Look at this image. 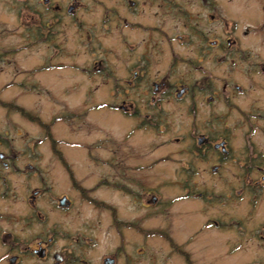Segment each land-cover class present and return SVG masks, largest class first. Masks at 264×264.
<instances>
[{
  "label": "rangeland",
  "instance_id": "374dc122",
  "mask_svg": "<svg viewBox=\"0 0 264 264\" xmlns=\"http://www.w3.org/2000/svg\"><path fill=\"white\" fill-rule=\"evenodd\" d=\"M10 1L0 0V99L12 107L0 102V152L25 171L3 169L0 219L40 210L86 264H264V73L253 71L264 0ZM188 14L204 39H191ZM215 37L225 48L200 50Z\"/></svg>",
  "mask_w": 264,
  "mask_h": 264
},
{
  "label": "flooded vegetation",
  "instance_id": "af4514ba",
  "mask_svg": "<svg viewBox=\"0 0 264 264\" xmlns=\"http://www.w3.org/2000/svg\"><path fill=\"white\" fill-rule=\"evenodd\" d=\"M11 1H12V3H14V2L16 4L18 3L17 0H11ZM11 1L9 3H11ZM23 1L24 2H27V1L31 2L32 0H23ZM50 1L51 0H43V2L45 4H49ZM129 1H130V4L134 7L137 5V2H138V0H129ZM201 1L203 2V0H201ZM8 4H6L7 9H13V7L16 6V4L13 6H12V4L11 5H8ZM76 5H79V4H76ZM55 7H56V9L60 8L59 5H56ZM209 7L210 6L207 5L206 8L208 9ZM75 8H76V6L69 5L68 11L73 12L75 10ZM9 11H11V10H9ZM15 16H16V14H15ZM27 17L33 19V15H29ZM187 17L189 18L190 23H191V24H189V28L191 30V36H190L191 39L192 38L196 39V37H198L199 39H204L205 35L203 33L194 34V32H196V31L194 29L195 28L194 24L191 22V19H192L191 15L188 14ZM205 19L207 21H209V19H211L213 21L217 20L218 22L220 21V19L216 18V15H214L213 13L209 14L208 17H205ZM151 28L153 30H155L158 28V26H156V27L152 26ZM141 29H142V31L145 30V28H141ZM137 30H139V29H137ZM246 33H247V31H245V34ZM88 36L90 37V35H88ZM195 42L193 41L191 43L195 44ZM209 42H210L209 44H205V43L201 42L200 50L206 48L207 45L210 47H214L218 50L225 48L224 43L222 41H219V39L217 37L211 39ZM228 43H229V45H231L230 44L231 42L229 40H228ZM235 43L236 42H234V44ZM127 46H128V44L126 43L124 45V47H125L124 54H127V55L133 54V51L129 50L130 47L129 46L127 47ZM220 47H222V48H220ZM202 51H204V50H202ZM138 53H140L138 61L141 60V56L144 57V59H145L144 46L142 49H140V47H138L137 54ZM203 57L204 56H202V58ZM9 61L12 62L11 59H8V62ZM250 64H251V66H253L252 63H250ZM110 68L111 67H109V70H110L109 73H112V75H115L114 70H112ZM253 69L254 68H252V70ZM253 71L255 72L254 77L257 76L258 74L260 75L262 72L264 73V65L257 63V65L255 66V69ZM138 74H139L138 70H135L133 73V75H135V76H137ZM116 80H120V77L116 76ZM128 81L130 82L131 80H128ZM254 82H256V84H258L256 80H254ZM156 87H157V85H156ZM190 89H191V86H187L186 88L181 89L182 91L180 90L178 95L182 96V95H184L185 92H187ZM118 93H120V95H122L121 91H118L117 93H115V96ZM0 102L3 103V106H7V104H8L7 102H5L1 99H0ZM7 107H9V106H7ZM13 107H17V106L15 105ZM9 108H12V107H9ZM115 108H117V109L120 108L123 113L127 112L124 108V105H122V106L118 105V106H115ZM127 115L130 116L132 114L128 113ZM146 115H149V114L147 113ZM149 117H150V115L148 116V118ZM152 123H154V122L152 121ZM157 124H159V123L157 122ZM151 128H156V127H151ZM198 142H200L202 144L207 143V144H205L206 146L211 144L214 148H216L218 150L221 149L223 154L224 153L227 154L230 152V150L228 149V145H227V142H228L227 139H222L221 142H212V141H210L209 137L202 135L198 138ZM252 156H255V155H252ZM11 157L9 155L4 154L3 152H0V185H1V180L5 184H8V181H9L6 174L2 175L3 169L4 170L13 169V173H17L19 170L25 171L24 169L19 168L18 165L16 164V161L14 159H12ZM53 159H54V161H57L60 164L61 163H67L63 153H61L59 151H57V153L53 155ZM253 160L256 161V158ZM33 161L34 160L29 161V163L27 165H25V169H27V168L28 169H34L37 165H35L33 163ZM39 161H41V160H39ZM217 167H219V165H215L214 168H217ZM52 173L55 177L58 176L57 172H55V169L52 171ZM46 178L47 177L45 175L41 176L42 183L46 182V180H47ZM69 179L73 181V183H74L75 187H77V189H79L81 192L85 193V190L87 189V187H84L83 185L79 184L78 180L76 179V177L74 176V174L72 172L70 173ZM126 185H127V183H126ZM117 186H120V183H117ZM35 188L36 189H35L34 193H31L28 197L29 204H32V206L36 205L39 199L42 200L44 195L48 191V186H44V185H41V186L35 187ZM153 198L156 199V196L154 195ZM154 199H152V200H154ZM62 200H64V202H62ZM90 200L92 202L100 203V201L95 199V198H90ZM60 205L64 209H71L72 201L67 197V195H64V196L60 197ZM36 215H37V217H33L32 215H30V216L23 217V218L12 217L10 219H5V220L0 219V264H28L29 262H30L29 264H86L87 263V259H85V257L80 252L72 251L68 247H66V245H60V242L64 240L63 238H65V236H63V235L60 236L57 233H50L51 224L48 221V219L44 217V215L42 214V212L40 210L37 211ZM115 220L119 221L117 218ZM217 224H218V222H217ZM261 236L264 237V235H261ZM91 239L92 238H89V240H91ZM78 241H79V239H78ZM86 244L87 243L81 244V246L82 245L85 246ZM186 255H187V258H189L188 254H186ZM104 264H119V263H118L116 257L106 256V257H104Z\"/></svg>",
  "mask_w": 264,
  "mask_h": 264
},
{
  "label": "water",
  "instance_id": "95a60500",
  "mask_svg": "<svg viewBox=\"0 0 264 264\" xmlns=\"http://www.w3.org/2000/svg\"><path fill=\"white\" fill-rule=\"evenodd\" d=\"M62 202H64V200H62ZM111 261V260H110Z\"/></svg>",
  "mask_w": 264,
  "mask_h": 264
}]
</instances>
